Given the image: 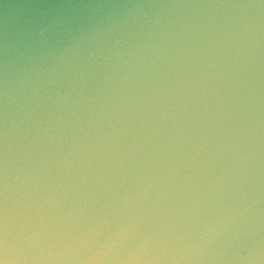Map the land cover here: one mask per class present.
<instances>
[{
  "label": "water",
  "instance_id": "obj_1",
  "mask_svg": "<svg viewBox=\"0 0 264 264\" xmlns=\"http://www.w3.org/2000/svg\"><path fill=\"white\" fill-rule=\"evenodd\" d=\"M0 264H264V0H0Z\"/></svg>",
  "mask_w": 264,
  "mask_h": 264
}]
</instances>
